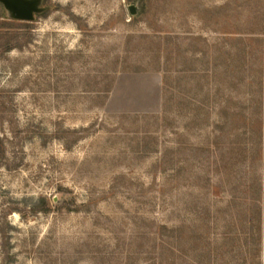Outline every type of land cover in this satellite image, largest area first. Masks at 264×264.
Here are the masks:
<instances>
[{
	"label": "rangeland",
	"instance_id": "obj_1",
	"mask_svg": "<svg viewBox=\"0 0 264 264\" xmlns=\"http://www.w3.org/2000/svg\"><path fill=\"white\" fill-rule=\"evenodd\" d=\"M8 1L0 264H264V0Z\"/></svg>",
	"mask_w": 264,
	"mask_h": 264
},
{
	"label": "crops",
	"instance_id": "obj_2",
	"mask_svg": "<svg viewBox=\"0 0 264 264\" xmlns=\"http://www.w3.org/2000/svg\"><path fill=\"white\" fill-rule=\"evenodd\" d=\"M127 85L123 88V94L120 95V99L125 101L128 106V110L140 111V112H154L160 107V94H159V82H151L149 84L139 83ZM116 92V85H115ZM114 91L111 92V100L113 95H116Z\"/></svg>",
	"mask_w": 264,
	"mask_h": 264
},
{
	"label": "water",
	"instance_id": "obj_3",
	"mask_svg": "<svg viewBox=\"0 0 264 264\" xmlns=\"http://www.w3.org/2000/svg\"><path fill=\"white\" fill-rule=\"evenodd\" d=\"M4 4L14 12L15 18L18 20L30 21L32 19L31 7L28 3L24 2L21 6H17L4 0Z\"/></svg>",
	"mask_w": 264,
	"mask_h": 264
},
{
	"label": "trees",
	"instance_id": "obj_4",
	"mask_svg": "<svg viewBox=\"0 0 264 264\" xmlns=\"http://www.w3.org/2000/svg\"><path fill=\"white\" fill-rule=\"evenodd\" d=\"M14 20H18L17 18H14Z\"/></svg>",
	"mask_w": 264,
	"mask_h": 264
}]
</instances>
